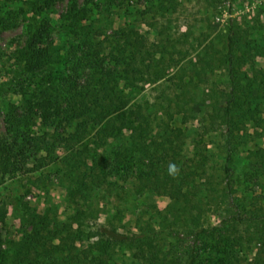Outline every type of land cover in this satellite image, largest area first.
I'll return each instance as SVG.
<instances>
[{"label": "rangeland", "instance_id": "rangeland-1", "mask_svg": "<svg viewBox=\"0 0 264 264\" xmlns=\"http://www.w3.org/2000/svg\"><path fill=\"white\" fill-rule=\"evenodd\" d=\"M84 2L76 0L75 15L69 19L70 0H0V249L7 261L26 235L50 229L82 207L59 163L66 151L58 146L68 130L55 127L53 122L61 116L52 106L46 107V101L61 96L69 85L75 90L84 86L87 71L74 56H81L86 44L95 48L101 65L109 69L111 48L121 46L116 45L115 34L126 26L138 30L148 47L166 44L168 52L175 48L174 62L163 79L156 81L146 72L143 89L130 93L128 108L170 129L185 167L195 172L192 185L182 189L191 205L184 212L188 205L169 195L135 193L130 189L134 167H115L124 140L90 138L82 148L88 157L89 152H97L105 179L88 197L94 220L134 235L136 248L159 243L169 257L182 262L192 247L207 257L206 248L217 246L232 250L239 264H254L264 242V113L260 121L221 122L231 88L218 60L231 36L243 61L237 73L257 69L264 75V0ZM86 25L84 36L81 26ZM41 28L45 35L34 48L45 49L48 58L31 68L29 44ZM209 57L215 67L204 81L180 84L181 79L188 80L198 59ZM145 66L146 62L140 65ZM259 82L264 87V78ZM20 120H28L25 130L52 144L54 152L14 159L11 148ZM188 210L196 220L188 221ZM176 215L179 220L174 225ZM201 228L209 232L195 242L194 234ZM134 254L129 248H116L114 259L117 264H139ZM200 261L205 264V259Z\"/></svg>", "mask_w": 264, "mask_h": 264}, {"label": "trees", "instance_id": "trees-1", "mask_svg": "<svg viewBox=\"0 0 264 264\" xmlns=\"http://www.w3.org/2000/svg\"><path fill=\"white\" fill-rule=\"evenodd\" d=\"M68 18L74 17L76 0H70ZM85 4L89 0H85ZM85 19L84 9L80 12ZM88 26H81L83 35ZM45 35L44 28L38 29L29 44L31 53L27 65L38 67L47 59L43 48H34L41 44ZM116 45L110 54L109 69L100 63L98 52L91 44H86L77 56L76 64L86 68L85 84L79 90L64 88L61 96H53L46 101V107H53L54 113L61 118L54 121L55 127L67 128L68 132L58 146L66 154L59 157L63 175L72 180L75 197L82 201V207L76 208L72 214L62 221H55L50 229L32 232L26 235L17 245L11 258L7 261L0 249V264H117L114 259L116 248H129L139 264H239L238 257L232 250L226 252L216 247L209 249L208 256L203 257L201 249L192 247L185 252V261L169 257V252L159 244L152 242L146 247L136 248L137 238L117 232L115 229L98 225L90 209V199L94 190L104 184V174L101 172L100 159L97 152L83 150V144L88 140H109L121 137L124 141L118 150L115 167L129 165L134 167L131 175L130 189L135 193L152 191L161 195H169L175 202L182 201L188 206L189 195L183 192L186 185H192L195 172H189L185 167L182 150L172 137L170 129L160 124H154L149 116L134 115L128 108L130 93L143 89V78L148 72L156 81L163 79L170 62H174L173 53L168 52L166 44H154L148 47L144 44L142 34L133 28L122 26L115 34ZM114 40V41H115ZM115 45V44H114ZM237 42L229 36L226 42V52L218 60L219 66L225 70L230 81V98L223 107L219 117L222 123L258 120L264 113V87L259 82L264 78L261 70L254 69L250 74H238L236 67L243 63L237 56ZM75 54V52H72ZM165 54L168 56L165 57ZM146 62V66L140 65ZM215 67L209 58L198 59L192 66L188 80H180V84L192 81H204L207 73ZM69 80V78L67 79ZM179 89L182 88L179 86ZM182 91V90H181ZM181 95V94H179ZM51 107V108H52ZM216 115V111L214 112ZM259 114V116H257ZM19 127L14 136L11 151L14 159L26 160L38 152L47 154L54 152L52 144H47L42 138L31 135L27 129L28 120L17 122ZM93 153V154H92ZM91 157V158H90ZM264 159V156H261ZM175 164L178 171L170 174L169 165ZM198 210V206L194 205ZM189 220H196L193 212L188 210ZM179 216H173V224ZM235 220H238L235 218ZM163 229V227L161 226ZM192 228H188V230ZM207 229L201 228L194 234L196 242ZM255 254L254 264H264V242Z\"/></svg>", "mask_w": 264, "mask_h": 264}, {"label": "clouds", "instance_id": "clouds-1", "mask_svg": "<svg viewBox=\"0 0 264 264\" xmlns=\"http://www.w3.org/2000/svg\"><path fill=\"white\" fill-rule=\"evenodd\" d=\"M168 171H169L170 174H174V173H176L178 171V169H177L175 164H171V165H169Z\"/></svg>", "mask_w": 264, "mask_h": 264}]
</instances>
